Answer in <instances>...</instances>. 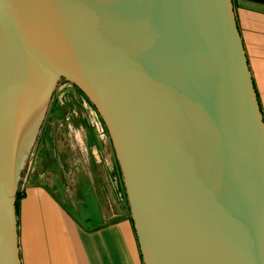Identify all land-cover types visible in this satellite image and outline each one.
Instances as JSON below:
<instances>
[{
  "label": "water",
  "instance_id": "95a60500",
  "mask_svg": "<svg viewBox=\"0 0 264 264\" xmlns=\"http://www.w3.org/2000/svg\"><path fill=\"white\" fill-rule=\"evenodd\" d=\"M60 73L100 115L143 264H264V118L231 0H0V264H20L14 192ZM52 180L102 224L91 186Z\"/></svg>",
  "mask_w": 264,
  "mask_h": 264
},
{
  "label": "crops",
  "instance_id": "0c3cea01",
  "mask_svg": "<svg viewBox=\"0 0 264 264\" xmlns=\"http://www.w3.org/2000/svg\"><path fill=\"white\" fill-rule=\"evenodd\" d=\"M231 3L264 118V0ZM75 122L68 123L61 137L66 167L62 183L67 193L69 187L91 186L102 206L103 222L84 228L44 185L53 184L52 177L41 180L33 174L24 184L16 214L20 264H143L117 169L114 176V164L106 156L111 152L107 139L86 118Z\"/></svg>",
  "mask_w": 264,
  "mask_h": 264
},
{
  "label": "rangeland",
  "instance_id": "374dc122",
  "mask_svg": "<svg viewBox=\"0 0 264 264\" xmlns=\"http://www.w3.org/2000/svg\"><path fill=\"white\" fill-rule=\"evenodd\" d=\"M58 78L59 79L55 80L56 85L53 88L52 98L48 104L47 110H45V112L43 113V117L41 118V121L39 122V125L37 127V131L35 133L33 142L28 149V152L25 156V159L23 160V163H22V166H21V169L19 172L20 178H18V180H17V186H16V189L14 192V196H16L17 193L22 196L23 191H24V184L27 181V178L31 179L33 174L37 175V174L42 173V168L40 167L41 158L44 155L47 158L49 153H51V149H52V147L50 145L51 137H53V141H54V132L51 128L53 126L54 120L56 121L55 116H53L52 110L54 109V107L60 106L59 100H58L59 96L55 97V95H53L54 91L56 90L57 87H60L58 89L59 93L72 92L73 90L70 88V86H68L69 87L68 88L64 84H67V85L71 84V86H76L72 81H70V79H67L66 76L61 74V73L58 75ZM63 88L65 90H63ZM66 100L69 101V104L71 105V109L73 111L70 119H66L67 124L68 123L73 124V122H75V121H76L75 122L76 124L83 123L84 119L86 118L90 125L92 124V125H96L97 127H99L104 134V138L107 139V132L105 131L104 126L102 124V121L100 120V115L97 111H95L94 108L91 109V108L87 107V112H85L84 110L77 108V106H76L77 103L74 100L71 101L70 98L69 99L67 98ZM75 100H77L78 103L82 102L80 100V98H78L77 96H75ZM64 106H65V104H64ZM62 111H63V114L65 115L66 111H67V106L63 107ZM88 112H90V113H88ZM88 116L91 117L92 122L89 120V118H87ZM61 121L62 120H60V122ZM49 125L51 128L49 127ZM59 126L60 125H58L57 136L62 137V134H63V131L65 130V128H62L61 132H59ZM59 137L56 138L57 141H58ZM49 139H50V141H49ZM107 149H108V147H107ZM48 150H49V153H48ZM106 156H107L108 161L110 163H114L112 153L110 154V152H108ZM55 160L58 161L56 158H55ZM46 162H47V160H46ZM113 167H114V168H112L114 170L113 175L116 176V173H115L116 167H115V165H113ZM45 184L46 183H44V185ZM51 188L54 189V186H52V184H51ZM15 214H16V210H15Z\"/></svg>",
  "mask_w": 264,
  "mask_h": 264
},
{
  "label": "flooded vegetation",
  "instance_id": "af4514ba",
  "mask_svg": "<svg viewBox=\"0 0 264 264\" xmlns=\"http://www.w3.org/2000/svg\"><path fill=\"white\" fill-rule=\"evenodd\" d=\"M70 81H72L76 86H71V84L69 85H67V84H64L65 86H70V88L73 90L72 92H66V93H59L58 92V89L60 88V87H57L56 88V90L54 91V93H53V95H55V97H57V96H59V104H60V108H61V115H62V118L60 119V120H62L61 122H60V120L58 121V125H60L59 126V132H61V129L62 128H68V124H67V122H66V119H70V117H71V115H72V113H73V111H72V109H71V105L69 104V101H67L66 99L68 98H70L71 99V101H75L76 103H77V108L79 109H82V110H84L85 112H87V107H89V108H91V109H95V111H97L96 110V108H95V106L90 102V100H89V98L87 97V95H86V93L84 92V90L79 86V84L76 82V81H73L72 79H70ZM63 85V86H64ZM69 88V87H68ZM63 90H65L64 88H63ZM58 92V93H57ZM75 96H77L78 98H80V100L83 102H81V103H78L77 102V100H75ZM64 104H65V106H67V111H66V114L64 115L63 114V111H62V108L63 107H65L64 106ZM85 105V106H84ZM76 112V111H75ZM89 115V114H88ZM54 116V115H53ZM90 117V116H89ZM89 117H87V118H89ZM91 118V117H90ZM90 120V119H89ZM54 123H55V120H54V122H53V126H52V128L50 127V125H49V127L53 130V132H54V135H56V138H58L59 136H57V133H58V131L56 130H54ZM66 123V124H65ZM89 124V123H88ZM62 125V126H61ZM91 126V125H90ZM61 127V128H60ZM105 129V128H104ZM49 141H50V139H49ZM63 138H62V140H61V137H59V139H58V141L56 140V147H57V150H58V155H59V160L58 161H56L55 160V154H54V141H53V137H51V142H50V145H51V147H52V149H51V153H49V150H48V153H49V155L47 156V158L45 157V155L44 156H42V158H41V161H40V167L42 168V173H40V174H37V176H38V178L39 179H43L44 180V177H46V176H50V177H52V174H54V172H56V166L58 165L59 166V173H60V176H61V178H63V175L65 174V165H64V163H63V155L65 154V151H64V149H63V147H62V145H63ZM61 148H60V147ZM46 160H47V162H46ZM67 172V171H66ZM52 180V179H51ZM52 182H53V180H52ZM46 185V184H45ZM51 185V184H50ZM47 186V185H46ZM52 186H54V182H53V184H52ZM54 189H55V186H54Z\"/></svg>",
  "mask_w": 264,
  "mask_h": 264
},
{
  "label": "trees",
  "instance_id": "16d2710c",
  "mask_svg": "<svg viewBox=\"0 0 264 264\" xmlns=\"http://www.w3.org/2000/svg\"><path fill=\"white\" fill-rule=\"evenodd\" d=\"M21 195L20 194H16V196H15V210H16V214H17V209H18V205H19V200L21 199ZM131 221H132V219H131ZM132 223H133V221H132Z\"/></svg>",
  "mask_w": 264,
  "mask_h": 264
}]
</instances>
